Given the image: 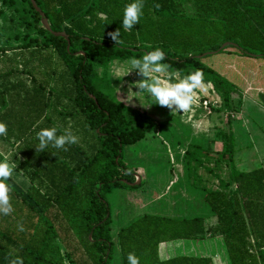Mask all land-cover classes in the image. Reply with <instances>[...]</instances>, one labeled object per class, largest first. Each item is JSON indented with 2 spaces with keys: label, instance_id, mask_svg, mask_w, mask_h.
<instances>
[{
  "label": "trees",
  "instance_id": "16d2710c",
  "mask_svg": "<svg viewBox=\"0 0 264 264\" xmlns=\"http://www.w3.org/2000/svg\"><path fill=\"white\" fill-rule=\"evenodd\" d=\"M18 1L0 0V36L6 38L0 39V121L7 125L0 161L30 184L20 191L6 181L11 211L0 215V264L17 257L22 264H128L129 253L138 264H264V168H237L232 132L218 151L194 141L184 149V182L196 188L190 193L205 202V213L164 208L144 214L120 228L114 242L103 191L142 184H130L136 172L125 163L123 147L164 123L96 83L97 66L158 47L170 71L181 77L201 72L202 82L211 83L232 109L233 93L246 90L200 56L227 51L264 58V0H144L142 16L127 31L120 21L130 0H36L52 31L68 34L69 50L64 37L42 25L31 0H21L27 9L18 14L5 12H17ZM115 30L118 42L108 36ZM58 117L66 127L78 120L82 144L35 151L39 129L65 132L55 123ZM89 135L91 151L83 145ZM202 169L215 187L199 185ZM209 217L214 222L208 224Z\"/></svg>",
  "mask_w": 264,
  "mask_h": 264
},
{
  "label": "rangeland",
  "instance_id": "374dc122",
  "mask_svg": "<svg viewBox=\"0 0 264 264\" xmlns=\"http://www.w3.org/2000/svg\"><path fill=\"white\" fill-rule=\"evenodd\" d=\"M26 7L27 4L19 0L17 12L7 8L4 10L7 14L11 12L18 14L23 9L26 10ZM2 24L3 19L0 16V27ZM33 34L35 36L37 31ZM0 39L6 43L5 36H0ZM203 61L225 78L236 83L242 91L246 90L244 95L239 91L233 93L232 109H226L223 97L211 83L207 82L203 85L206 91L195 93L197 98L187 112H170L166 107L158 105L145 107L149 102L148 98L134 92L136 91L134 83L138 82L134 81L139 79L134 71L124 76L113 77V64L124 61L96 67V83L100 88L124 105L146 110L151 117L164 123L162 129L151 131L145 138L123 147L125 163L133 167L136 174L141 175L142 184L133 188L110 186L103 191L110 205L111 232L116 244H118L120 228L144 214L162 213L164 208L166 213L171 214L205 213L207 209L205 202L199 196L190 193L196 188L184 182L182 155L189 143L194 141L218 151L223 147L227 134L232 132L233 125L236 124L238 126L236 133H232L234 138L236 137L237 168L250 170L260 165L258 158L264 155V97L261 96V93H264V58L217 51L203 56ZM3 65L0 62V67ZM175 73L177 79L181 78L178 71ZM133 96H137L138 99ZM51 113L54 114L55 110L52 109L49 115ZM63 120L58 117L55 123L61 126L62 130L75 135L77 143H80L82 135L77 125L78 120L74 118V121H70L68 125L70 127L63 126L67 123ZM74 128H78V131ZM92 139L93 137L89 135V145L83 143L90 151L94 141ZM249 142L255 143L254 147L244 146ZM241 156H248V160L240 162ZM9 165L13 169L10 182L15 184L18 190H25L30 184L29 181L20 175L11 163ZM200 173L203 180L201 178L197 180L199 185L216 186L217 181L209 173L203 169ZM135 177L137 180L138 177ZM212 222L214 218L209 217L207 223ZM207 242H210V239Z\"/></svg>",
  "mask_w": 264,
  "mask_h": 264
},
{
  "label": "clouds",
  "instance_id": "9594fccd",
  "mask_svg": "<svg viewBox=\"0 0 264 264\" xmlns=\"http://www.w3.org/2000/svg\"><path fill=\"white\" fill-rule=\"evenodd\" d=\"M144 0H130L122 9L121 27L127 31L137 24L142 16ZM158 7V5H157ZM103 19V17H100ZM108 36L114 42H118L119 32L113 31ZM165 56L160 48H154L145 52L139 58L129 57L123 63H114L112 66L113 77L124 76L134 71L139 79L135 80L134 86L137 93L148 98L145 105H158L166 107L170 112H187L196 100L195 93H203L206 88L202 83V73L199 71L189 72L177 79L174 71H169L170 66L164 62ZM131 86V85H130ZM129 86V87H130ZM136 97L137 96H133ZM138 99V98H137ZM7 135V125L0 121V137ZM37 141L35 151L43 152L46 148L63 149L66 145L75 144L77 137L70 132L58 134L56 127L41 128L35 132ZM12 167L6 161H0V215H8L11 211L9 203V180ZM17 229L23 231V226L18 224ZM128 264H138V259L131 253L127 255ZM10 264H22L20 258L13 259Z\"/></svg>",
  "mask_w": 264,
  "mask_h": 264
},
{
  "label": "water",
  "instance_id": "95a60500",
  "mask_svg": "<svg viewBox=\"0 0 264 264\" xmlns=\"http://www.w3.org/2000/svg\"><path fill=\"white\" fill-rule=\"evenodd\" d=\"M31 2H32L34 8L36 9V11L39 12L40 15H41V22H42V25H43L48 31L52 32L54 35L64 37V38L68 41V46H67V48H68V50H69V48H70V40H69V36H68V34H67L66 32H64V31H60V32L52 31V29H51V27H50V24H49V22H48V19H47L45 13H44V12L41 10V8L38 6V4L36 3V0H31ZM227 44H228V43H224V44L222 45V48H223L224 46H226ZM206 54H208V53H205V54L201 55L200 57H202V56H204V55H206ZM136 176L138 177L137 180H136L135 182H131V183H130V184L133 185V186H134V185H138V184H140V182H141V176H140L139 174H136Z\"/></svg>",
  "mask_w": 264,
  "mask_h": 264
},
{
  "label": "crops",
  "instance_id": "0c3cea01",
  "mask_svg": "<svg viewBox=\"0 0 264 264\" xmlns=\"http://www.w3.org/2000/svg\"><path fill=\"white\" fill-rule=\"evenodd\" d=\"M203 83V85H205L204 83H206V82H202ZM247 125H250L249 123H247ZM237 127L238 126H236V124H234L233 125V128H232V132L234 133L235 132V130L237 129ZM236 133V132H235ZM235 139H236V137H235ZM257 144V143H256ZM254 145H255V143H253V142H249V143H245L244 144V146L246 147V146H252V147H254ZM237 153V148H236V151H235V154ZM246 160H248V156H241V160H240V162H242V161H246ZM258 162H259V164L260 165H258L257 167H254V168H252V169H250V170H253V169H255V168H258V167H263L264 168V155H260V158H258ZM13 166V165H12ZM241 170V169H240ZM250 170H243V171H250Z\"/></svg>",
  "mask_w": 264,
  "mask_h": 264
}]
</instances>
